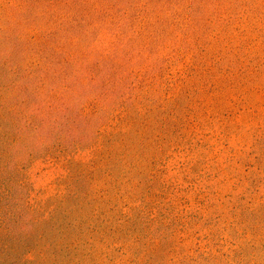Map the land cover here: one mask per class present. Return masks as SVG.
I'll return each instance as SVG.
<instances>
[{
	"label": "rangeland",
	"instance_id": "374dc122",
	"mask_svg": "<svg viewBox=\"0 0 264 264\" xmlns=\"http://www.w3.org/2000/svg\"><path fill=\"white\" fill-rule=\"evenodd\" d=\"M4 152L0 264H264V0H0Z\"/></svg>",
	"mask_w": 264,
	"mask_h": 264
},
{
	"label": "trees",
	"instance_id": "16d2710c",
	"mask_svg": "<svg viewBox=\"0 0 264 264\" xmlns=\"http://www.w3.org/2000/svg\"><path fill=\"white\" fill-rule=\"evenodd\" d=\"M146 25L148 27H145V28H149V26H151L152 24H150L149 21L147 20L145 23V26ZM138 34H141V33L137 32V35ZM128 76L129 75L122 74V76L120 77L121 78L120 83L124 84L126 88H129L126 85L131 83V81L128 82ZM39 81L41 82V84L44 82L43 79H39ZM108 95L114 96V93L112 91L110 92L107 91L106 96L108 97ZM124 95L125 93L122 92L121 94H119L118 98L119 97L122 98ZM52 106L53 105L50 104V107ZM64 108L65 110H67L68 108L67 105ZM57 117L58 115L56 112L51 115V125H50L51 127L48 126L51 128V130L46 133L43 132L42 130V128H45V127H41L45 125V123H49L48 119L47 121H45L46 118L40 119L39 125H34L28 122V124L24 126L29 128V131H26V133L28 134V139L32 143H35L41 146L43 150L46 151V153H50V152L52 153L53 151V152H58V154H64L66 151L68 150L70 151L71 148H76L81 145V138H78L75 133V127L77 126L79 122L78 121L73 122L71 120V123H69V120L65 118L64 116V110L62 114V117L64 119L63 122H59V119L61 118L60 117L57 118ZM85 118L90 119L89 117L81 113L79 120L80 122L82 120H84L85 122L84 127H81V124L79 126L82 132L90 131L92 129V128H89L90 126L89 124H87L88 121ZM95 133L96 134L99 133L98 128L95 130ZM20 137L21 136H19V139ZM6 153L7 152H4L3 154L0 155V158L2 159V161H0V210H1L0 211V236L4 234L5 236L10 235V237H12L13 235L16 234L15 229H17V227L19 228L20 225L10 224L8 222H5L6 218L10 216L12 212L13 215H12V219L10 220H12L13 223H16L19 220V218L22 216V214L25 212L24 208H29V206L31 205L29 201L25 202L24 205L23 203L21 206L18 205L21 202V200H26L24 198H20L19 200L10 199L16 195V191L12 189L13 183L10 180L11 178L10 174L12 173L13 169L15 170L14 162L16 161L17 158L3 162V157ZM15 153H17V151ZM15 153L13 152L14 155H16ZM17 205H18V208H17Z\"/></svg>",
	"mask_w": 264,
	"mask_h": 264
}]
</instances>
